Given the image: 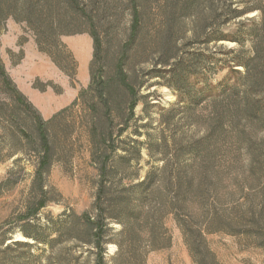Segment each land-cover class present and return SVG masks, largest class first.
Returning <instances> with one entry per match:
<instances>
[{"label": "rangeland", "instance_id": "374dc122", "mask_svg": "<svg viewBox=\"0 0 264 264\" xmlns=\"http://www.w3.org/2000/svg\"><path fill=\"white\" fill-rule=\"evenodd\" d=\"M31 2L37 32L13 17ZM80 2L97 52L61 0H0V61L32 108L0 77V264H97L85 215L103 221L104 264H264V0ZM180 61L196 73L181 89ZM119 63L134 116L115 84L95 122L93 79ZM223 82L220 101L206 86Z\"/></svg>", "mask_w": 264, "mask_h": 264}, {"label": "trees", "instance_id": "16d2710c", "mask_svg": "<svg viewBox=\"0 0 264 264\" xmlns=\"http://www.w3.org/2000/svg\"><path fill=\"white\" fill-rule=\"evenodd\" d=\"M61 2L63 3V5L65 6V10H66V14L65 17H72V15H76L79 17H83L85 19V21L87 22V24L89 25L90 28V34L94 39L95 42V46H96V52L98 50V45H99V38L97 37V33L94 29V24H93V20L91 18V16L88 14V12L84 9V7L81 5L80 0H61ZM34 7H36V5H34L33 2H31V5L29 8L21 11L18 13V15H13L14 19L16 21H21L24 22L28 25V27L30 29H32L33 31L37 32L38 29L35 28V24H34V17H33V10ZM189 4H185L183 6V8L180 11H185L187 12V14H190V9H189ZM178 11V12H180ZM178 12H174L172 13L169 18H168V23H169V28L170 31L169 34L173 37V27L172 26H177L178 25ZM6 17V15H5ZM209 18H216L217 15L215 13V10H211L209 12L208 15ZM140 26V14L138 12L137 9H134L133 12V24H132V35L130 38V43H133L134 41V37L138 31V28ZM204 29V28H203ZM71 31H67L66 29H63L61 31V35H68L70 34ZM175 36V35H174ZM172 47L169 48V50L167 51V57L166 58V62H168L170 59L174 58V56H177V49L175 47V42L172 41ZM183 65V63L177 62L176 64H174L171 68V72L174 73V79L176 81L177 84V88L181 89V86H183L186 81L192 77L195 76V70L193 69H184V68H180ZM186 68V67H185ZM232 72L234 73V68L232 69ZM0 77L3 80V84L4 87L9 90L12 95H13V99L16 101V103L20 104V105H24L27 106L28 108H31V105L28 103V101L26 100V98L16 89L15 85L13 84V82L11 81V79L9 78V76L7 75L4 66L2 65L1 61H0ZM98 82L96 83V79H93V84L91 85L90 89L91 92L93 93V98L95 100H99V103H94V106L92 108V112L94 114V121L97 122V120L99 119L98 115H99V110H98V105L100 104V106L103 108L104 112L103 115L106 118H109V107H110V102L114 99V94L116 89L114 88L115 84H118L124 91H125V98L128 101V113H129V117H133L134 116V111L135 108L138 104V98H137V91L136 88L131 84V82L128 80V76L126 75L124 68H123V64L119 63L117 66V74L115 78L112 79H104L103 77L97 79ZM208 86V87H207ZM206 86V90H211L214 89V92L216 94V99L223 101L225 100L226 97L229 96H234V85H229L226 82H223L221 84H219L217 87L213 88L209 85ZM115 90V91H114ZM102 115V117H103ZM35 120H36V124L38 127V130L40 132L44 131V127L46 126V123H44V121L42 120L41 116L35 112ZM96 124V123H95ZM110 134V130L109 127L107 126L103 136H102V140L105 142L107 141V138ZM102 172V176L105 177L106 176V170L105 168H102L101 170ZM98 207L101 209V196L98 198ZM44 203L40 204V208H43ZM84 222L86 225V230L87 233L92 234L93 231H95L94 233V237L96 240V246L98 249V253H97V264H104V253H105V249L103 247V221L102 219H100L98 222H93L90 219L87 218V215L84 216ZM191 236V234H190Z\"/></svg>", "mask_w": 264, "mask_h": 264}]
</instances>
